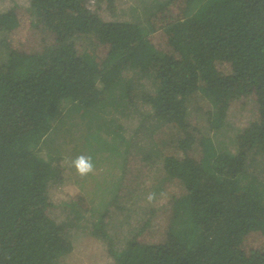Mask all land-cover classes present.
Here are the masks:
<instances>
[{
	"label": "trees",
	"instance_id": "trees-1",
	"mask_svg": "<svg viewBox=\"0 0 264 264\" xmlns=\"http://www.w3.org/2000/svg\"><path fill=\"white\" fill-rule=\"evenodd\" d=\"M123 2L29 0L25 11L30 16V27L68 34L66 41L49 45L37 54L17 53L9 47L8 28L14 16L12 10L0 12V230L12 224L13 209L25 204L31 190L39 191L44 207L51 205L45 201L44 185L58 181L61 173L56 165L66 167L64 155L71 154L66 140L70 122L64 114H69L68 109L80 112V104L91 93L103 92L125 108L123 120L136 118L137 131L141 124H147L156 130L166 127L180 132L170 150L158 144L157 148L162 153L161 175L176 180L182 189V195L173 199L171 206L174 213L181 212L185 230L166 234L162 244L141 243L156 211L145 218L140 216L142 221L132 224L135 214L127 209L138 200L132 195L146 191L142 182H136L135 192L125 198L122 213L114 212L126 187L124 182L117 183L112 173L106 174L100 185H94L102 193H95L96 202L86 212L93 214L91 220L86 219L83 210L74 211L69 213L68 224L82 222L96 231L106 244L111 264H258L253 250L244 251L241 246L249 234H264V186L254 184L243 189V195L227 208L229 217L221 225L217 217L225 213H214L219 196L200 187L196 162L189 155L179 159L170 153L173 148L186 153L191 147L189 127H194L190 115L198 120L199 115L203 118L206 114L208 129L221 130L229 116L230 102L243 100L254 88L263 89L264 96V0H184L185 11L195 3L186 20L200 27L199 34L193 37L181 22L173 23L168 45L177 55L157 53L149 60L134 55L136 47L142 49L140 43L144 40L140 24L135 23L142 18L137 6H129V21L115 19L125 7ZM91 5L99 6L102 13L93 15ZM145 27L149 34L156 31L151 23L146 22ZM76 41H82L80 48L73 47ZM219 47L229 52V76L203 81L201 63ZM83 61L93 74L88 78ZM193 98L195 103L187 106V100ZM262 130L250 124L235 136V157L243 171L254 167L264 155ZM201 138L202 143L205 137ZM124 150L119 154L120 165L114 158V164H107L113 171L115 166V175L118 173L121 180L129 172L136 179L142 168ZM208 152L205 146L203 153ZM248 152L253 156L247 159ZM210 164L214 174L226 168L221 159L214 158ZM241 177L244 183L237 179V187L251 184L247 174L242 172ZM90 180L85 176L79 183L88 184ZM108 212L113 215L109 217ZM104 215L108 219L101 229ZM38 221L18 245H0V264H70L66 259L71 251L66 228L45 215L44 210ZM124 229L128 240L123 252L117 253L116 239ZM172 236L179 240L185 236L188 245H182V254L165 257L163 250Z\"/></svg>",
	"mask_w": 264,
	"mask_h": 264
},
{
	"label": "rangeland",
	"instance_id": "rangeland-1",
	"mask_svg": "<svg viewBox=\"0 0 264 264\" xmlns=\"http://www.w3.org/2000/svg\"><path fill=\"white\" fill-rule=\"evenodd\" d=\"M28 1L0 0V12L12 10L14 16L12 26L10 29L8 28L7 42H9V47L17 53L37 54L49 45H57L66 41L68 36L66 32H48L30 27V16L25 11L28 7ZM123 1L125 7L123 6V9L117 14L115 18L117 21H129V6H137V11L142 15L141 20L135 22L136 25L140 24L144 36V40L140 43L142 49L136 47L134 51L137 59L142 57H145V60L153 59L157 53L176 56L177 54L168 45V37L172 24L177 21L181 22L184 30L193 37L200 32V27L197 24L186 20L193 13L195 3L185 11L184 0H170L166 4L163 3L166 0ZM89 9L93 15L102 13L99 6L93 7L91 5ZM146 22L147 24L151 23L156 29L154 33L145 32L146 30L149 31L145 27ZM72 44L73 47L80 48L82 41H76ZM78 60L83 59L78 57ZM141 64L147 65L146 63ZM81 65L87 78L93 75L90 74L92 71L89 72L88 70V63L83 61ZM229 70V52L222 47L214 48L201 63L200 77L203 81L213 77L225 78L229 76ZM130 71L133 72L131 68ZM134 76L138 80L139 74ZM139 80L143 81L141 78ZM262 91L263 89L254 88L250 94H245L243 100L230 102L229 116L221 130L208 129L209 121L207 118L209 116L206 114L203 118H200L199 115L198 120L190 115V125L194 127V129L189 127V131L193 135L190 140L191 147L186 153L180 154L176 148H173L170 153L172 155L173 152L179 159L189 155L196 162L200 187H205L207 191L219 196L214 213H225L217 217V222L221 225L225 223L226 216L229 217L227 208L231 207L243 195V189L254 184L264 186V155L257 160L254 167L249 166L244 171L235 157L237 132L240 133L241 129L244 130L250 124L257 125L264 130V96ZM194 103V98L187 100V106ZM80 105L82 107L80 112L73 113L71 109H68L69 114L66 112L64 114V117L70 122V126L66 128L68 132L70 131L66 140L73 151L70 148L71 154L64 155L66 167L63 168H66L67 172L62 171L63 168L61 169L60 166L56 165L62 177L58 174L57 182L53 181L44 185L45 201L51 205L44 207L39 191L31 190L25 204L13 209L14 220L12 224L0 230V245L6 247L18 245L27 233L36 228L39 222V213L44 210L45 215L67 230V239L71 243V251L66 258L68 263L111 264L106 244L99 239L96 231L82 222L76 226L68 224L70 222L69 213L74 211L83 210L86 219L90 218L91 220L93 214L90 215L86 212L89 211L90 205L96 202L95 193L100 192V196L102 193V189H95L94 185H100L108 173L114 174L116 182H124L126 187L124 194L120 195L119 207L114 209V212H118V214H121L126 206L125 198L135 192L136 182H142L146 189L145 193L136 192L132 195L138 200L132 201L135 204L127 209L128 211L132 210L131 212L135 214L132 224L141 222L140 216L145 218V215L151 211H156L152 219L151 229L149 228L150 230L143 234L141 243L162 244L161 241L166 234L182 233L185 230L184 218L182 219V215H179L181 212L174 213L171 206L172 200L182 195V189L176 180L161 175L162 153L157 148L158 144L165 146L162 149L170 150L174 139L180 132L174 129L168 130L166 127L156 130L153 125L150 127L147 124H141L137 131L136 118L133 116L132 119L123 120L125 108L117 102L114 103L112 95L109 93L93 92ZM153 130L156 132L148 135ZM201 137H205L202 143L200 140L203 138ZM262 144L264 146V135ZM205 146L209 147L207 155L203 153ZM125 148L131 160L140 164V168H142L136 179H132L129 172L127 178L121 180L118 173L115 175V166L113 167L115 171H113L107 164V162H112L114 158V160L117 159L115 163L120 165L118 164L121 160L119 154H124ZM79 155L91 157L94 165V170L86 175L88 178L91 177L88 184L79 183L81 182L79 180L85 176L79 177L80 175L77 174L75 168L71 166V160ZM143 156L146 157V160ZM251 156L253 155L250 152L245 154L247 159ZM214 158L225 161L226 168L220 170L218 174L213 173L214 170L210 164ZM56 160L55 157L54 161ZM242 172L251 178V184L248 182L244 187L239 185L237 187V179L240 184L244 183L241 177ZM149 193H156V199L152 203L146 199ZM150 204L155 205L150 207ZM111 215L113 214L108 212V216ZM103 217H105L104 220L99 224L101 229L108 219L105 215ZM177 218L178 220L174 224ZM127 232L124 229L118 233L115 243L117 253H122L125 248L128 240ZM176 236H172L173 238L171 237L167 242L163 250L165 257L182 254V245H188L185 236H182V241ZM241 247L244 251L252 249L258 264H264V234L257 232L249 234L243 240Z\"/></svg>",
	"mask_w": 264,
	"mask_h": 264
},
{
	"label": "clouds",
	"instance_id": "clouds-1",
	"mask_svg": "<svg viewBox=\"0 0 264 264\" xmlns=\"http://www.w3.org/2000/svg\"><path fill=\"white\" fill-rule=\"evenodd\" d=\"M71 166L75 168L80 176H86L94 170L91 157L85 155H79L71 160ZM146 199L149 203H152L156 199V193H149Z\"/></svg>",
	"mask_w": 264,
	"mask_h": 264
}]
</instances>
